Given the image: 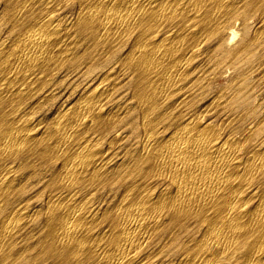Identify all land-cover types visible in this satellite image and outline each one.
<instances>
[{
	"label": "bare ground",
	"instance_id": "obj_1",
	"mask_svg": "<svg viewBox=\"0 0 264 264\" xmlns=\"http://www.w3.org/2000/svg\"><path fill=\"white\" fill-rule=\"evenodd\" d=\"M76 1L73 21L64 24L52 12L38 21L34 17L14 40L12 52L0 57V72L9 73L0 78V104L9 84L13 96L32 94L41 88L34 85L39 78L47 81V71L63 65L70 55V48L65 47L78 41L67 31L74 26V33L93 44L112 45L122 39L131 43L125 63L139 80L132 97L143 137L136 144L140 152L131 165L128 162L126 171L120 166L109 168L112 158L107 157V149L97 147L96 141L91 143V137L72 139L86 126V131L98 127L101 132L114 131V136L120 133L110 113L116 119L124 106L105 110L115 88L101 85L117 72L112 68L82 93L76 106H66L55 116L53 129L44 132L56 137V143L37 138L33 129L39 122L31 120L28 127L30 120L17 121V125H1L0 120V160L24 152L49 158L54 153L57 156L59 145L78 144L70 153L60 149L61 169L52 178V186L59 189L47 200L46 237L35 242L48 255L46 264H264V118L229 132L228 124L179 111L195 93L185 90L186 83L180 85L183 78L192 72V82L214 78L210 70H195L190 63L208 41H218L217 53L211 54L212 70L220 69L226 59L234 64L249 61L255 47L264 63V0ZM254 12L261 22L254 38L228 48L239 34L235 20L243 19L246 28ZM53 49L60 50L54 53ZM220 93L212 100L215 107H225ZM236 98L234 102H245ZM11 169L0 173V211L4 212L0 216V255L9 264H21L23 252L10 257L11 245L21 244L16 233L38 211L23 201L12 210L3 208L16 184L15 168ZM115 184L123 188L115 204L94 205L97 190L111 191Z\"/></svg>",
	"mask_w": 264,
	"mask_h": 264
},
{
	"label": "rangeland",
	"instance_id": "obj_2",
	"mask_svg": "<svg viewBox=\"0 0 264 264\" xmlns=\"http://www.w3.org/2000/svg\"><path fill=\"white\" fill-rule=\"evenodd\" d=\"M33 1L0 0V47H2L0 49V57L2 56L1 58L12 52L11 48L14 40L19 37L18 34L25 30V25L29 24V22H31L30 20H32L34 17L37 18L38 21L39 18L43 17V15L46 13L52 12L58 15L60 19L62 18L63 20H61L64 22V24H67L68 22L74 20L78 11L76 0H52V2H50L51 0H46L50 2L47 4L45 3L46 1L43 0L40 2L36 0ZM235 21H238L235 25V28H237L239 34L237 39H235L231 44L227 45L230 49L238 47V45L245 39L247 40L254 38V35L261 26L260 17L255 12L249 15L246 28L244 27L243 19H237ZM75 30L76 28L74 26H72L70 29H67V31L72 36L75 34L74 36L78 38V41H76L74 44H69L67 47H65L70 48V50L68 49L70 53L69 58L65 60L63 65H53V69H51L50 72L47 71V76L46 73H44L46 76L45 80L47 81H42L41 78H39L34 83L35 88H41L36 89V91L34 89L32 94L27 93L16 96L11 95L13 93L10 91V89L13 88L12 84H9L8 88H5L7 92H3L2 95L5 94V96H3V103L0 104V120H2L1 125L2 122L3 124L5 122H13V125H17V121L21 122L30 120L28 124L29 126L27 125L30 127L32 125L30 124L31 120L34 123L39 122V125L33 129V132L38 135L37 138L45 139V143H56V137H47L49 136L48 133L44 132H49L53 129L52 126L56 122L55 116H57L59 112H62L67 107L76 106V102L83 95L82 93L95 86L101 77L105 76L110 68H112L111 70L117 72L113 73L111 79H105L101 85L115 88L113 94L111 95L113 98L112 102L105 105V110H107L108 107L109 109L107 111H109L110 108L116 107L118 104L124 106L123 112H121V114L119 113L121 116L119 115L116 119H114V116H112V113H110L111 120L115 121V127L121 128V130H119L120 133L117 136H114V131L109 132L108 130L106 132H101V128L98 127V129L91 127V129L86 131V126L84 129H80L79 131L77 130L73 134L72 139L82 141L91 137L89 140L91 143L96 141L97 147H100L101 149H107V157L112 158L108 164L109 168L115 170V168L120 169L121 167L122 171H126L127 166L129 164L131 165L134 156H137L140 152V150L136 148V144L143 137V129L137 124L138 114L136 115V113L138 112V109L136 106H134L135 100L132 97L134 91H136V82L139 80L137 76L127 68L125 63L126 54L131 49V43H127L122 39L116 41L115 44L112 45L104 43L93 44L88 38H82L81 35L74 33ZM209 42L210 41L205 43L201 48V55L196 59H192L190 63L191 67L195 68V70H210L209 73H211L210 75H213L214 78L211 77L206 82H192L190 79L194 76L193 72L189 78H183V80L180 81V85L182 86L186 83V87H188H185V90H189L190 92L192 90L195 91V93L187 97L186 101L188 104L184 103V106H182L179 111H184L182 113L186 112L188 115L197 114L196 116L206 119L207 121H211L215 124L218 122H221L224 125L228 124L226 130L229 132L232 130L235 131V127L239 125H244L245 128L254 124L255 121L263 119L264 105L261 106V104H264V63H262L263 60L261 58L262 55L259 54V48L255 47V45L253 46L255 47L254 56L252 58H248L249 61H239L234 64V62H232L230 59H226L220 69L212 70L214 66L212 65V61H210L211 54L217 53L215 46L218 41L214 40L213 42ZM53 50L54 53H57L60 49ZM11 57L13 58L14 54ZM197 61H199V65ZM7 67L10 66L8 65ZM15 73L18 75V77L21 76V72ZM64 74L65 76L63 78ZM6 75H9L7 71L4 70L3 72H0V78ZM122 75H124V77ZM214 80H217V82ZM119 81L120 83H118ZM237 91H239V93L236 94ZM220 92H223V96L220 100L224 101L223 103L225 104V107L213 106L212 100H217L221 94ZM261 92H263V95ZM6 94L9 96L7 97ZM179 95H177V97H179ZM180 96L182 97V95ZM227 98L228 100H226ZM235 98L239 101L245 102L239 104L236 102V100L234 102ZM249 108H251L253 113H249ZM239 113L240 116L238 115ZM14 116H17V118H13ZM230 119H232L231 123H228ZM120 135L124 136L121 137ZM77 145L78 144H69V148L65 145H59V153L56 149L57 156L54 153L53 157L49 155V158L43 154L24 152L23 154H20L16 157L0 160L1 174H3L2 172H5L6 169L15 168L14 172L12 173L13 175L17 176L15 181L17 186L15 184V187L11 192L12 194L4 203L3 208L5 207L6 211L12 210L18 203L23 201V203L26 202L28 205H30L31 210L37 209L38 211L36 215H34L35 213L33 214L31 217L32 220L28 221L26 225L16 233V237L21 241V244L16 243L11 245L12 252L10 251V257L16 256L20 252H23L20 254V260L18 263L46 264L48 262L46 260L44 261V258L48 256L45 253L44 248H40L37 243V245L35 244V242H38V240H43L46 237L47 200L49 197H53V195H55L59 189L57 185L52 186V178L55 177V175L57 177L59 176V170L61 169L60 162H62V158L60 156L62 153L60 154V152L63 148L67 149V153L73 152L75 149H77ZM121 158L122 160H120ZM9 166L11 168H9ZM17 174L20 175L18 176ZM136 178L138 179V177H135L134 180ZM117 187L119 186L115 184L112 190L107 192L97 190L96 194L94 195L96 199H92L95 203L94 205H98L101 208L114 205L117 197L123 191L122 187H120V189ZM3 214L4 212L0 211V216ZM38 235L40 237H38ZM23 242L25 245L22 246ZM3 250L7 251L5 247H3ZM14 253L17 254L14 255ZM2 259V255H0V264H9V259H6V257H4L5 260L2 261ZM48 264H51V262Z\"/></svg>",
	"mask_w": 264,
	"mask_h": 264
}]
</instances>
